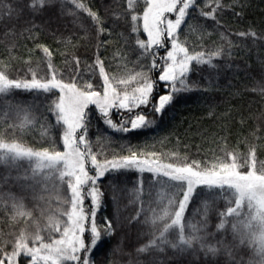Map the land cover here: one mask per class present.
Here are the masks:
<instances>
[{
	"label": "snow or ice",
	"instance_id": "snow-or-ice-1",
	"mask_svg": "<svg viewBox=\"0 0 264 264\" xmlns=\"http://www.w3.org/2000/svg\"><path fill=\"white\" fill-rule=\"evenodd\" d=\"M57 2L61 15L73 17V23L84 33L80 37L82 43L74 45V49L83 47L84 51L73 53L71 59L75 66L70 67L68 74L58 70L53 62V51L47 44L37 45L43 58L36 68H29L30 79L10 78L14 71L10 66L11 56L9 61L0 62V93L25 90L33 97L32 104L15 106L17 117L23 112L19 128L33 127L40 121L45 137L42 143L46 145L36 149L18 139H6L8 132L17 127L9 125L0 132V162L9 168H18L26 159L31 172L25 170V174L17 175L15 180L31 181L22 186L31 188L34 193L38 188L48 190L51 185L57 193V206L53 209L49 199L45 201L46 206L37 205V215L35 210L26 208L22 197L0 192V207L7 210L11 201V219L15 222L13 231L0 236V264H97L92 259L95 251L126 226L119 215V206L114 218H104L103 228L97 224V214L105 196L99 181L111 177L109 186L115 192L125 182L121 177L130 172L140 174L139 186L132 189L135 198L131 201L135 204L138 200L139 207L135 208L136 214L131 221L139 223V217L144 216L143 223L151 225L153 231L148 243L136 252L145 259L131 260L129 264H172L173 261L177 264H264V160L259 159L258 145L249 144L248 152H237L225 136L221 138L222 145L209 150L211 156L206 160L192 159V154L181 153L178 146L172 151L148 150L156 144L163 145L167 138L156 140L147 133H154L161 127L165 114L174 109L182 95L194 89L201 90V81L191 80V73L201 72L202 67L208 65V75L203 80L207 87L202 89L207 91L216 82L212 73L220 68L214 58L230 57L233 53L234 45L226 34L227 29L220 31L223 43L213 44L214 50H208L204 44L205 38L212 33L201 18H210L215 21L212 29H220L222 25L217 14L224 7L221 0H207L204 5L197 0H143L142 5L140 0H127L126 6L123 0L119 3L113 0L115 8L105 6L103 17L83 0H31L30 4L27 0H0V19L19 20L25 10L35 15L49 11ZM67 3L74 7L67 8ZM236 4L241 7L237 15H243L242 0H234L228 7L234 8ZM81 11L86 12L87 17H82ZM110 12L115 19L108 15ZM106 24L109 27L106 28ZM33 27L35 25L29 22V27L21 34L27 32L35 42L39 35H32ZM117 28L122 31L117 32ZM9 33L15 35L12 29L4 35ZM105 34L115 35L124 42L110 59L102 52L109 46V41L103 39ZM145 34L147 38L142 39ZM236 35L251 37L253 46L264 48V28L249 25L248 31ZM197 46L200 51L196 50ZM162 49H167L163 56L160 55ZM133 55L135 61L129 59ZM44 61L46 65L41 67ZM261 61L264 63V55ZM65 64L68 66L69 62L66 60ZM81 65L86 72L81 70ZM113 68L115 70L110 71ZM41 72L44 75H40ZM258 90L264 95V79L259 81ZM33 106L39 115L32 112ZM11 107L10 102L7 103L0 115V121L5 124ZM112 109L125 110L129 115L116 123L112 119ZM97 111L110 130L128 139L113 141L108 133L97 127L100 134L92 141L90 129ZM256 119L259 122L257 131L264 130V111ZM112 144L115 148L109 147ZM7 180L4 176L3 181ZM145 186L150 197L147 201L142 195ZM154 190L155 200L151 198ZM34 199L39 201L44 197L34 196ZM221 199L229 204L234 202L235 206L219 212L223 219L217 228L224 229L227 218L235 214L233 232L239 234L241 243L248 238L254 244L256 258L237 260L233 251L235 239L230 244L221 240L213 245L207 243L206 235L200 234L207 226L209 212L216 209ZM197 200L202 205L197 211H202L203 222L194 224L188 220L186 212ZM245 202L255 211L247 218H240L244 216L242 206ZM197 244L204 250L203 260L196 255ZM167 248L173 250L171 257L167 255ZM113 251L108 249L105 258ZM220 251L226 254V259H213ZM184 253H191L194 258L187 262L178 260Z\"/></svg>",
	"mask_w": 264,
	"mask_h": 264
},
{
	"label": "trees",
	"instance_id": "trees-1",
	"mask_svg": "<svg viewBox=\"0 0 264 264\" xmlns=\"http://www.w3.org/2000/svg\"><path fill=\"white\" fill-rule=\"evenodd\" d=\"M83 2L91 7L93 11H98L102 17L105 15V6H112L113 8L116 6L113 0H83ZM206 2L207 0H197V3L200 5H204ZM27 3L30 4L31 0H27ZM116 3H119V0H116ZM233 3L234 0H221V4L224 7L217 14V18L221 20L222 25L218 30H213L211 27L215 21H212L210 18H201L202 22L209 25L208 31L212 33L210 37H206L204 40L207 49L214 50L213 44L219 45L223 43L219 38V33L227 29L226 34L233 41L234 45L232 55L230 57L214 58V63L220 65V68L218 72L214 71L212 73L216 82L207 91L202 89L207 87L203 83V80L208 75V65L205 64L201 72L191 73V80L201 81V90L194 89L182 95L174 109L169 110L165 114L161 127L154 133H147L148 136H154L156 140L167 138L163 145L156 144L155 147L148 149L149 151H172L177 150L178 146V150L181 153L187 152L192 154V159L206 160L211 156L209 150L215 148L217 145H222L224 141L221 138L227 136L230 147L235 148L237 152L246 153L249 151V144L258 145L259 159L264 160V139H257L258 137H264V130L257 131L259 122L256 119L259 113L264 111V95L258 90L259 81L264 79V63L261 61V56L264 55V48L253 46L251 37H239L236 35L239 32L248 31L249 25H253L257 29L264 28V0H242L244 5L243 15H237V13L241 12L239 4H236L234 8L228 7V5ZM126 4L127 0H123V5L126 6ZM140 4H143V0H140ZM72 7L74 6L71 3H67V8ZM140 10L142 12V6ZM205 10L211 11L212 9L206 8ZM108 15L112 19H115V15L112 12L108 13ZM81 16L87 17V13L81 11ZM171 18L174 19L175 17L172 16ZM29 22L35 25L32 28V35H39V38L35 42H33L27 32L21 34L24 29L29 27ZM105 27H109V24H106ZM10 29L15 32V35L9 33L8 36H5L4 33L9 32ZM116 31L119 32L122 29L117 28ZM53 32H55V35H53ZM83 36L84 33L79 30L78 25L73 23V17L61 15L59 2L49 11L35 15L25 10L19 20L13 19L8 21L0 19V62L9 61V57L11 56L10 66L14 71L10 74V78L30 79L31 72L29 68H36L37 62L43 58V52L37 48V45L47 44L53 51V62L56 64L58 70L63 71L67 75L70 67L75 66L74 61L71 59L73 53L78 54L84 51L83 47L74 49V45L82 43L80 37ZM141 38L146 39V34ZM103 39L109 41L108 48L106 50L102 49L106 59H110L113 52L124 44L115 35L109 37L105 34ZM131 43H134V40ZM197 45H199V41H197ZM166 50H160V55L163 56ZM196 50L200 51L201 49L197 46ZM124 51H127V49L125 48ZM129 59L135 61L136 56H130ZM30 60L31 63H29ZM66 60L69 62L68 66L65 64ZM111 62L113 64L116 63V61ZM44 65H46V61H44L41 67H44ZM129 67H132V65L130 64ZM81 70L87 71L83 65H81ZM114 70V68L110 69V71ZM40 75H44V73L41 72ZM156 75L158 76V72ZM96 90L102 91V89ZM56 94L57 96L59 95L58 91ZM9 102L12 106L11 111L9 112L7 124L0 121V132H4L9 125L15 124L17 127L8 132L5 138L9 140L18 139L26 146L36 149L46 146L42 143L45 137L42 136L40 121H37L33 127H25L22 130L19 128L23 112L17 117L15 106L20 105L21 107H25L32 104V95H29L25 90H10L9 94L0 93V115H2L5 105ZM90 107L95 108L94 105ZM32 112L39 115V111L35 106H33ZM128 115L125 110L118 111L112 109V119L116 123H119ZM94 117L93 126L90 129V139L92 141H95L96 137L100 134L97 132V127L108 133L113 141L123 142V140L128 139V137L110 130L103 123V120L99 118L98 111L94 113ZM242 119L243 123L241 122ZM125 126L128 127L130 125ZM143 135L141 133V138H143ZM133 142H136L135 136H133ZM149 143L152 144L153 141L149 140ZM115 146V144H112L109 147L115 148ZM96 147H99V145ZM241 164H243L242 161ZM25 170L28 173L31 172V165L26 159L19 164L18 168H9L0 162V192H11L18 198L22 197L26 208L35 210L37 215L39 214L37 205H45V201L49 199L54 209L57 206V193L51 189V185H49L48 190L40 191L38 188L34 193L31 188L22 186L23 183H31V181L18 182L15 180L17 175L23 176ZM242 170L246 169L242 168ZM132 172H135V170H132ZM4 176L8 177L6 183L3 181ZM121 179L125 182L121 183L115 192L109 186L111 177L107 180L101 178L99 181L100 187L105 192V196L103 197L104 204L97 214V224L103 228L106 223L104 218H114L117 206H119V215L126 222V226L115 234L101 249L95 251L92 259L97 264H113V262L115 264H129L131 260H143L145 259L144 255H136L137 249L147 244L149 239H151L153 229L151 225L143 223L144 216L139 217V223L131 221V217L136 214L135 208L139 207L138 200L135 204L131 203V201L135 198L132 189L139 186L140 174L136 172L133 175L130 172L126 176L121 177ZM41 195L44 197V200L38 201L34 199V196L38 197ZM60 195L63 196L64 193L61 192ZM142 195L145 201L150 198L147 195L146 186ZM114 197L116 198L115 200ZM151 198L155 200V190ZM165 203H167L166 200ZM153 206H156L155 203ZM198 206L202 208L199 200L193 202L186 212L188 220L194 224L203 222V213L202 211H197ZM229 206L234 207V202L229 204L223 199L219 200L216 209L209 212L207 226L200 234L206 235L207 243L213 245H216V242L221 240L224 243L230 244L235 239L236 247L233 251L237 260L243 258L247 261L256 258V247L254 244L248 238H245L243 243H241L239 234H234L233 232L232 223L237 220L235 214L227 218L224 229L217 228L220 220L223 219V217H220L219 212L222 210L226 212ZM242 210L244 216L240 218H247L250 212L254 213L255 211L254 209L250 210L246 202L242 206ZM12 211L11 201L8 203L7 210L0 207V236L3 233L13 231L12 224L15 222L11 219ZM129 224L130 226H128ZM256 230L258 231V225L256 226ZM88 242H90V238ZM110 248L114 249V251L105 258V253ZM196 249V255L199 260H203L205 258L204 250L199 248V244L196 245ZM8 250L11 251V248ZM166 252L169 257L173 255L171 248H167ZM193 258L191 253H184L178 256V260L185 262ZM212 258L223 261L226 259V254L220 251ZM172 264H177V261H173Z\"/></svg>",
	"mask_w": 264,
	"mask_h": 264
}]
</instances>
